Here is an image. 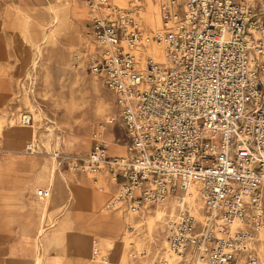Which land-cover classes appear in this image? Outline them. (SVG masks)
Returning <instances> with one entry per match:
<instances>
[{
  "label": "built area",
  "instance_id": "2783aa9c",
  "mask_svg": "<svg viewBox=\"0 0 264 264\" xmlns=\"http://www.w3.org/2000/svg\"><path fill=\"white\" fill-rule=\"evenodd\" d=\"M83 1L98 44L89 67L114 93L130 143L110 156L95 139L75 168L108 170L120 184L113 210L199 185L203 218L180 211L170 253L190 264H264V17L255 0H163L155 30L143 0Z\"/></svg>",
  "mask_w": 264,
  "mask_h": 264
},
{
  "label": "rangeland",
  "instance_id": "374dc122",
  "mask_svg": "<svg viewBox=\"0 0 264 264\" xmlns=\"http://www.w3.org/2000/svg\"><path fill=\"white\" fill-rule=\"evenodd\" d=\"M161 1L143 0L144 18L153 22L154 30L161 26L153 27ZM254 6L264 17V0H255ZM88 12L83 0H0V212L7 218L0 220V233L5 231L0 236V264L10 263L13 246L29 264H164L172 255L162 240L174 220L165 217L163 225L148 215L161 203L137 211L113 210L107 206L120 184L115 183L117 192L112 194L105 185L107 179L114 185L109 172L99 180L96 173L75 168L95 139L107 154L117 156H124L130 143L114 93L89 67V57L96 56L98 48ZM77 54L84 57L79 63ZM24 114L32 115L38 133L33 140L9 135L11 120L20 126ZM109 117L115 121L105 131ZM116 143L120 151L113 148ZM44 167L50 175L45 181L40 178ZM33 169L35 182H30ZM60 171L69 172L71 192L57 186ZM77 177L89 182L78 185L81 191ZM47 190L52 191L48 198ZM10 213L17 215L11 218ZM39 216L41 225L58 223L46 232L43 245L34 240ZM260 251L264 259V241ZM68 255L75 258L63 263ZM171 258H176L172 264H184L176 255Z\"/></svg>",
  "mask_w": 264,
  "mask_h": 264
},
{
  "label": "bare ground",
  "instance_id": "6f19581e",
  "mask_svg": "<svg viewBox=\"0 0 264 264\" xmlns=\"http://www.w3.org/2000/svg\"><path fill=\"white\" fill-rule=\"evenodd\" d=\"M155 2H156V0H155ZM149 21H150V16H149ZM147 22H148V20H147ZM161 22H162L161 21V17L158 15V18L156 19V24H154L153 27L160 26L161 25ZM150 23L153 25V22L152 21L148 22V24L151 26ZM96 44H97V42H96ZM97 47H98V44H97ZM155 53L157 54V56L159 58H161V52L158 50L157 47H155ZM95 54H97V53H95ZM98 78L99 77H95V79L97 81H98ZM7 129H8V132H9V135L10 136H15V137H18V138H20L22 140H25L27 138H31L33 140V139L36 138V136H37L36 134H38L37 131H36V127H34L31 123L30 124H27V125H24L21 122V125L19 126L18 124L15 123V121L13 119L11 120L10 125H9V127ZM99 133L101 134L100 131H99ZM31 144H29V145H31ZM115 146H113V148L116 151H120L121 150V148L120 149H117V143L115 144ZM118 147H119V145H118ZM126 153H127V150H126ZM83 154H82V156H83ZM32 160H33L32 161V165H33V167H35L36 164H37V161L36 160L34 161V157H32ZM46 168L47 167H44V170H43L45 172L44 176H40L41 180H43V181H45L46 178H48L50 176L49 174L46 173V171H45ZM72 168L74 169V166ZM34 169H33L34 177H33V180L32 179H29L30 182L31 181L35 182L34 181V178H35L36 175L34 173ZM57 180H58L57 186L60 189H64L65 191L71 192L72 189H71L70 183H72V182H71V179L69 178V172L66 173V172L60 171ZM76 180L78 181L77 182L78 184L76 185V187H77V189L79 191H81V189L79 188L78 185H82V186H87V184L89 185V182H88L87 179H85V181L82 182L77 177ZM108 181H109L108 179L105 181L106 187L109 189V192H111L112 194L113 193L115 194V192H117L115 190V188H116V184L115 183L116 182L114 181L113 182L114 185H111V184H109ZM112 181H113V179H112ZM29 184H31V183H29ZM29 184H26V185H29ZM199 188H200L199 185H192L191 188H188V189H184V188L183 189H179L177 191V193H176V196L172 197V196L169 195L168 196V199H166L165 203H161L156 208H154L152 210H149L148 211L149 217L158 218L157 220H161V223L163 225H165V221L167 219L165 217H168L169 216V217H171V219L175 220L180 215V211L183 210V209H185L186 207H188V208H191L195 213H197L199 215V217H201V219H202L203 218V212H202V205H203V203H202V200H201ZM47 191L49 192V195H50V190H47ZM135 194H137V195L139 194V190L138 189L135 190ZM108 195H110V194H108ZM108 198L112 199V197H108ZM86 199L87 200H90V196L87 195L86 196ZM13 206H17V205H8L7 207H8V209H13ZM117 210L120 211L121 209L118 208ZM16 215L17 214H11V213L8 214V216H10L11 218L16 217ZM42 223H43V220L40 217V224L38 226L37 233H36V235L34 237V240L36 242H38V245H43L44 244L43 237L46 236V234H47L46 232L49 231V229H51L52 227H56L58 225V223L55 224V222H54V224L52 223V224H47V225L46 224L45 225H41ZM169 228L168 229L166 228V230H165L166 232L164 231L165 235L163 236V240H162V246L164 248H167L168 247V237H169L168 236V233L170 232V229ZM92 243H93V241H92ZM36 250H37V248H36ZM17 252H18V248L13 246V248L11 250V255L9 257V261H10L9 264H29L28 263V259L29 258L28 259H26V258L25 259H20L19 255L17 256ZM166 252H167V249H166ZM171 256L172 255H169L167 257V259H165V260L163 259L164 262H165L164 264H172L173 262L176 261V258H171ZM188 256H191V255H188ZM189 259L191 260V257ZM33 260L36 261V258L33 259ZM190 260L187 261V257H186V259L183 261V263L184 264H190V262H189ZM243 263H244L243 262V259H240V260H238V262L236 264H243Z\"/></svg>",
  "mask_w": 264,
  "mask_h": 264
},
{
  "label": "crops",
  "instance_id": "0c3cea01",
  "mask_svg": "<svg viewBox=\"0 0 264 264\" xmlns=\"http://www.w3.org/2000/svg\"><path fill=\"white\" fill-rule=\"evenodd\" d=\"M51 1H56V0H51ZM84 2V1H83ZM88 15H89V21L91 20V12L89 11L88 12ZM2 59V58H1ZM111 119H112V117H109L108 119H106V121H105V131H106V128L108 127V125H109V123H110V121H111ZM105 133V132H104ZM109 140V139H108ZM111 140V139H110ZM110 156H117V155H110ZM107 172H108V170L106 169V168H104V169H102L100 172H98L96 175L99 177V180L101 179V178H103V177H106L107 176ZM94 179V174H92V180ZM98 180V181H99ZM98 181H96V183L98 182ZM52 195V191L50 190V195L49 196H51ZM48 196V197H49ZM47 197V198H48ZM0 208L2 209V206H0ZM2 212H0V220L1 219H7V218H5V217H3V215L1 214ZM2 228V227H1ZM3 231V230H2ZM1 231V232H2ZM4 233H5V231H4ZM2 234V233H0V236L1 235H5V234ZM0 243H2V242H0ZM11 248V247H10ZM10 248H8V249H10ZM1 249H5V252L8 250V249H6V248H1ZM34 254H32L31 256H33ZM19 256H20V259H25V257H24V255H23V253L21 252V251H19ZM63 258H64V260L62 261L63 263L65 262V259L66 258H68V259H74L75 258V256H72V255H68V256H63Z\"/></svg>",
  "mask_w": 264,
  "mask_h": 264
}]
</instances>
